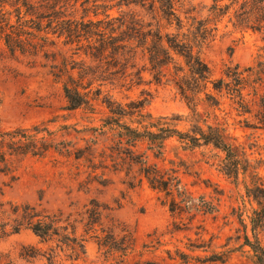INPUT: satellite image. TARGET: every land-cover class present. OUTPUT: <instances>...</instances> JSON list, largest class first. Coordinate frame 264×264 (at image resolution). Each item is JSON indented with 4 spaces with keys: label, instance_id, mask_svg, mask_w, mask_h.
I'll return each mask as SVG.
<instances>
[{
    "label": "trees",
    "instance_id": "obj_1",
    "mask_svg": "<svg viewBox=\"0 0 264 264\" xmlns=\"http://www.w3.org/2000/svg\"><path fill=\"white\" fill-rule=\"evenodd\" d=\"M113 1L108 8L97 0H0V57H22L47 68L62 85L65 111L89 114L94 103L104 105L108 115L101 127L111 133L115 151L123 154L126 150L148 187L163 195L162 204L173 215H184L192 222L198 213L218 214L219 198L215 203L198 202L180 179L181 174L192 175V165L181 153L208 148L216 151L211 158L218 171L234 184H243L239 202L231 207L236 227L222 251L212 248L211 238L187 248L191 253L203 251L207 255L191 256L176 250V258L179 264H224L238 253L252 264H264V185L258 174L261 161L257 166L241 144L228 142L231 137L226 117L220 120L216 113L223 112L222 100L227 99L238 117L252 114L246 95L257 96L264 64L256 68L228 64L219 78H213L201 58V51L215 39L225 20L226 27L250 30L264 39V0H211L201 8H185L186 0ZM112 8L117 16L109 13ZM99 14L102 18H97ZM144 73L156 84L172 86L189 113L155 117L144 112V102L122 105L104 91L108 86L137 85L144 81ZM258 107L252 121L243 118L238 124L264 130L263 98ZM45 129L33 126L0 132V174L12 173L18 158L43 157L52 148L43 134H49ZM82 139L86 143L84 155L91 161L96 141L88 144ZM171 140L177 146L167 151L166 143ZM141 144L146 145L145 150L135 154ZM13 214L16 218L10 234L30 230L42 242L55 241L64 246L71 264L83 260V242L73 233H65L66 229L27 205L17 206ZM4 229L1 235H5ZM19 257L57 264L52 249L42 252L22 247Z\"/></svg>",
    "mask_w": 264,
    "mask_h": 264
},
{
    "label": "rangeland",
    "instance_id": "obj_2",
    "mask_svg": "<svg viewBox=\"0 0 264 264\" xmlns=\"http://www.w3.org/2000/svg\"><path fill=\"white\" fill-rule=\"evenodd\" d=\"M97 1L108 8L114 4L113 0ZM210 2L186 0L185 8L189 5L201 8ZM109 13L118 15L115 8ZM89 16L94 18L92 14ZM97 18H102L101 14ZM201 58L213 78H219L228 64L256 68L259 63L264 64V39L250 30L226 27L225 20L219 25L215 39L201 51ZM143 77L144 81L137 85L108 86L104 91L112 101L122 105L144 102V112L155 117L189 113L172 86L150 81L147 73ZM261 98L264 99V73L257 86V96L246 95L251 115L238 117L227 99L222 100L223 112L216 113L220 120L226 117L231 137L228 142L234 146L241 144L257 166L261 161L258 174L264 185V130L238 124L243 118L253 120ZM65 106L62 85L53 79L47 68L22 57H0V132L40 126L46 128L49 134H43L52 142V148L43 157L18 158L13 163L12 173L0 174V264H47L41 258L20 259L22 247L42 252L52 249L57 264H71L66 260L69 252L55 241L42 242L27 229L10 234L16 218L13 210L26 205L66 229L65 233H73L82 240L84 258L73 264H179L176 250L203 257L207 253H191L187 248L211 238L214 250L224 249L227 237L236 227L231 207L237 205L244 190L242 182L236 185L218 171L211 158L216 151L208 148L180 154L192 165V175H180L191 197L198 202L215 203L216 198L220 199L218 214L198 213L190 222L184 215L178 217L170 213L168 206L162 204L163 195L148 187L139 166L129 159L126 150L123 154L115 151L111 133L101 127L108 115L104 105L94 103L93 113L89 114L83 110L65 111ZM124 121L129 123L128 119ZM82 138L88 144L96 141L91 161L84 155L86 143ZM173 146H177L175 141H168L166 150L170 151ZM145 148L146 145L141 144L135 154ZM150 162L157 161L150 159ZM3 228L5 235H1ZM224 264L252 263L234 253Z\"/></svg>",
    "mask_w": 264,
    "mask_h": 264
}]
</instances>
